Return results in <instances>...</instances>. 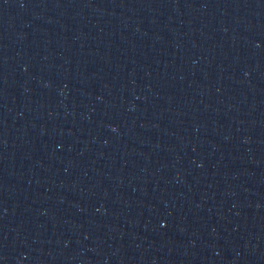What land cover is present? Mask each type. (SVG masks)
I'll return each mask as SVG.
<instances>
[{"label": "water", "instance_id": "1", "mask_svg": "<svg viewBox=\"0 0 264 264\" xmlns=\"http://www.w3.org/2000/svg\"><path fill=\"white\" fill-rule=\"evenodd\" d=\"M0 264H264V0H0Z\"/></svg>", "mask_w": 264, "mask_h": 264}]
</instances>
